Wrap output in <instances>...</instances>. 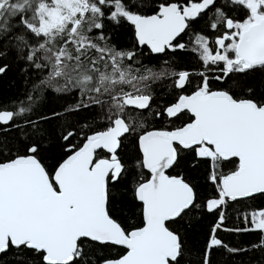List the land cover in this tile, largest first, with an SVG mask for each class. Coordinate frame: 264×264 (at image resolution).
<instances>
[{
  "label": "snow or ice",
  "instance_id": "snow-or-ice-1",
  "mask_svg": "<svg viewBox=\"0 0 264 264\" xmlns=\"http://www.w3.org/2000/svg\"><path fill=\"white\" fill-rule=\"evenodd\" d=\"M106 22L132 26L131 49L110 43ZM145 47L188 65H146ZM6 56L36 77L0 107V254L29 253L25 264H181L185 240L170 224L194 210L214 218L195 264H212L220 248L264 251V206L246 203L264 198V97L246 79L264 74V0H0ZM45 93L76 102L35 112ZM81 111L90 119L73 123ZM53 120L64 155L49 168L41 151ZM185 153L205 166L210 195L170 174ZM122 184L138 209L127 226L110 208ZM229 209L243 226H226ZM220 231L258 239L234 248Z\"/></svg>",
  "mask_w": 264,
  "mask_h": 264
},
{
  "label": "trees",
  "instance_id": "trees-1",
  "mask_svg": "<svg viewBox=\"0 0 264 264\" xmlns=\"http://www.w3.org/2000/svg\"><path fill=\"white\" fill-rule=\"evenodd\" d=\"M105 34L109 37L110 43L120 49H131L134 41V30L127 22L121 25H114L106 22ZM137 51H143V56H138V59L142 60L146 65H155L159 67L164 59L169 57L175 60L178 67H185L188 65V58L181 53L168 54V57L164 56H152L146 48L139 49ZM10 61V62H9ZM7 64L8 67L5 73L0 74V107H11L12 102L22 97L26 89L30 88L31 82L36 77L35 69H26V65L19 62L13 56H6L0 59V66ZM26 69V70H25ZM248 84L255 89L256 96L264 97V74L259 72L249 75L247 78ZM167 89H158L160 97L166 96ZM71 99V100H70ZM76 102L74 96H57L54 93H45V98L37 102V107L34 110L41 114H50L52 111H62V109L70 104ZM159 103L163 100L158 98ZM35 118V117H34ZM69 119L75 123L76 121H86L90 119V113L81 111L69 117ZM187 117H181L180 120L175 123L178 125ZM62 121L53 120L50 123L44 125L48 134L43 140V147L41 151V159L45 165L51 168L57 163L64 155V149L61 147L63 141L58 140L61 131ZM157 127L167 124L155 125ZM131 151V149H127ZM170 174L182 175L190 182L201 197L211 194L212 188L206 180V169L202 163H198L190 154H183L180 163L170 170ZM113 200L110 205L112 214L115 218H118L125 226L136 222V216L138 209L133 206L130 193L124 185H117L112 191ZM254 207L264 206V198L257 199L256 201L246 202ZM244 206V205H241ZM229 215L226 220L227 227L243 226L240 223V219L237 212L233 209L228 210ZM214 218L206 213H202L200 210H194L193 214L182 220L170 224V227L178 231L186 244V255L184 256L181 264H195L200 259L203 251L205 241L208 237L210 225L213 223ZM226 244L234 248H248L257 242L258 233H228L220 231L218 233ZM189 249L192 251L189 253ZM93 253L97 256L101 254H108L106 251L101 253L100 250L94 248ZM29 253H17L15 249L0 254V264H25V261L29 258ZM212 264H264V251H253L229 254L225 249H215L211 255Z\"/></svg>",
  "mask_w": 264,
  "mask_h": 264
},
{
  "label": "rangeland",
  "instance_id": "rangeland-1",
  "mask_svg": "<svg viewBox=\"0 0 264 264\" xmlns=\"http://www.w3.org/2000/svg\"><path fill=\"white\" fill-rule=\"evenodd\" d=\"M9 62H10V61H9ZM25 68L27 69V67H25ZM26 69H25V70H26ZM70 100H71V99H70Z\"/></svg>",
  "mask_w": 264,
  "mask_h": 264
},
{
  "label": "flooded vegetation",
  "instance_id": "flooded-vegetation-1",
  "mask_svg": "<svg viewBox=\"0 0 264 264\" xmlns=\"http://www.w3.org/2000/svg\"><path fill=\"white\" fill-rule=\"evenodd\" d=\"M146 48V47H145ZM147 49V48H146ZM148 50V49H147Z\"/></svg>",
  "mask_w": 264,
  "mask_h": 264
}]
</instances>
